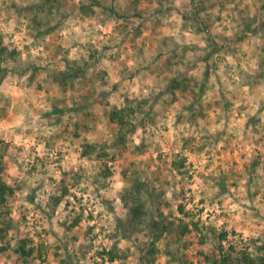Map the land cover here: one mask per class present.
I'll return each mask as SVG.
<instances>
[{
	"label": "clouds",
	"instance_id": "9594fccd",
	"mask_svg": "<svg viewBox=\"0 0 264 264\" xmlns=\"http://www.w3.org/2000/svg\"><path fill=\"white\" fill-rule=\"evenodd\" d=\"M0 183V264H264V0H0Z\"/></svg>",
	"mask_w": 264,
	"mask_h": 264
},
{
	"label": "trees",
	"instance_id": "16d2710c",
	"mask_svg": "<svg viewBox=\"0 0 264 264\" xmlns=\"http://www.w3.org/2000/svg\"><path fill=\"white\" fill-rule=\"evenodd\" d=\"M176 86H179V85H176ZM11 191L10 189H7L2 183H0V203H3V200H4V194L6 192H9ZM136 215L137 216H140L142 215V213L140 212L139 209L136 210ZM156 227H159V225H156ZM167 228V227H166ZM165 228V229H166ZM164 229V230H165ZM188 232V228L186 226H182L181 229H180V233L181 235H184ZM158 238V237H157ZM224 236H221V239H223ZM21 252H24V254H30L28 252H25L24 248L21 247L20 249ZM152 251L154 252L155 251V248L153 247ZM151 254V253H150ZM213 264H230V258L225 256L223 259L217 257L215 258V260L213 261ZM244 264H248V261H247V258H245V261H244Z\"/></svg>",
	"mask_w": 264,
	"mask_h": 264
},
{
	"label": "rangeland",
	"instance_id": "374dc122",
	"mask_svg": "<svg viewBox=\"0 0 264 264\" xmlns=\"http://www.w3.org/2000/svg\"><path fill=\"white\" fill-rule=\"evenodd\" d=\"M187 82H185V84H186ZM177 87H179V86H177ZM180 211L181 212H183L184 211V209H183V207H181V209H180ZM162 215V214H161ZM162 219H163V216H162ZM171 229H172V225H171V223H169L168 225H167V228L165 229V231H171ZM188 233V232H187ZM186 233V234H187ZM221 251H223V250H221ZM113 254H115V249L113 250ZM202 254V253H201ZM25 255H30V254H25ZM101 255H103V254H101Z\"/></svg>",
	"mask_w": 264,
	"mask_h": 264
}]
</instances>
